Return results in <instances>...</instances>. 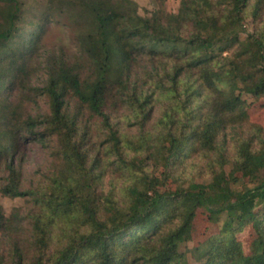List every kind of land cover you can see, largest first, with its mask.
Segmentation results:
<instances>
[{"label":"trees","instance_id":"obj_1","mask_svg":"<svg viewBox=\"0 0 264 264\" xmlns=\"http://www.w3.org/2000/svg\"><path fill=\"white\" fill-rule=\"evenodd\" d=\"M27 11L0 0V192L28 200L0 214V264H192L180 245L200 208L220 229L193 247L197 264H264V194L235 206L264 191V125L245 97L264 96V0H182L178 13L151 16L134 0ZM56 14L75 24L86 65L38 59ZM249 16L242 40L234 31ZM40 73L45 83L32 86ZM33 141L48 143L53 162L23 189L13 155ZM168 180L175 187L161 191ZM249 224L246 253L237 234Z\"/></svg>","mask_w":264,"mask_h":264},{"label":"rangeland","instance_id":"obj_2","mask_svg":"<svg viewBox=\"0 0 264 264\" xmlns=\"http://www.w3.org/2000/svg\"><path fill=\"white\" fill-rule=\"evenodd\" d=\"M134 1L138 4L139 13L144 16H151L160 10L165 13L176 14L179 12L182 3V0ZM25 3L28 9L26 17L33 18V14L43 10L48 5L49 0H25ZM253 27V18L252 16H249L244 21V26L236 29L234 32L239 33L240 38L244 40L247 37V34L253 30ZM75 36V24L69 20L65 14H56L53 20L48 23V26L40 39L39 48L37 50L38 59L45 58L49 53L57 52L64 53L73 60L78 59L81 64L86 65L88 59L81 54ZM234 48L236 49V47L233 46L231 49L225 51L226 54ZM145 66L151 69L150 64L145 63ZM141 70L145 71L146 69L141 67ZM46 78V73H40L31 79V85L43 86ZM219 85L222 88H227L226 83H220ZM245 97L248 102L247 112L250 121L264 125V96L259 99H255L251 96ZM37 99L40 109L43 111L47 110V100L44 97H38ZM157 105L154 110L155 116L158 115L159 106ZM121 113L123 116H126L127 111H122ZM13 159L16 166L20 167L22 170L21 188L23 189L34 188L37 186L43 180L46 171L51 167L53 162L48 143L38 141L22 144L20 149L13 155ZM6 175L3 165L0 167V185L4 182ZM174 187V183H172L171 180H168L160 189L161 191H166L168 189H173ZM237 187L239 189H244V182H239ZM253 190L255 191V189ZM260 194H264V191L253 192L249 202L245 204H235V206L243 210H249L255 206H259L263 203V198L259 196ZM27 206L28 200L26 197H9L0 192V214L5 217H8L12 211L17 208H21L25 211ZM219 229V224L214 223L209 218L206 210L200 208L193 222L192 237L190 240L185 241L180 245V250L185 254H188L192 264H197L192 253L193 247L203 243L210 236L218 233ZM237 237L242 243L244 252L250 253L255 238V231L252 225H247L243 231L237 234Z\"/></svg>","mask_w":264,"mask_h":264}]
</instances>
